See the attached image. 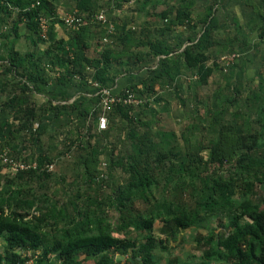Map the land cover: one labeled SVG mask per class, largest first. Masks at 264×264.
<instances>
[{
	"label": "trees",
	"instance_id": "trees-1",
	"mask_svg": "<svg viewBox=\"0 0 264 264\" xmlns=\"http://www.w3.org/2000/svg\"><path fill=\"white\" fill-rule=\"evenodd\" d=\"M107 1L72 0L67 13L80 23L70 26L62 20L63 14H57L58 0H0V93L4 96L0 117L6 116L0 122V239L4 243L0 264H23L28 256L22 257L20 251H29L33 264H158L159 245L169 251L165 239L176 240L183 230L201 226L207 227L205 235L191 233L199 254L180 264H264V199L255 204L247 189L236 186L238 179L264 186V73H258L257 86L245 97L240 98L235 87L230 93L234 100L215 98L216 108L227 101L222 113L239 99L246 107L241 121L215 112L208 123L217 136L206 147L207 161L226 166L228 174L202 171L200 150L198 155L183 151L175 133L153 130L156 110L151 101L177 94L188 70H194L190 79L195 80L186 89L208 83L214 67L207 62L216 57L212 32L218 0H211L197 19L191 10L194 0H162L166 5L158 12L152 8L161 0ZM130 1L138 12L153 18L137 26L131 25L137 21L135 10L130 16L112 15V7ZM148 4L151 7L146 9ZM99 12L104 22L97 19ZM259 22L258 36L264 40V15ZM92 24L99 28L95 34L89 28ZM181 25L201 28L197 37H187L189 43L183 48L182 41L171 43L165 37ZM153 28L159 38H150ZM20 39L22 50L17 46ZM134 46L146 49L134 50ZM124 65L131 66L127 69L131 80L114 92L120 97L132 92L139 103L116 101L105 112L101 95L89 80L112 89L117 75L126 71ZM138 65L137 72L132 71ZM144 66L147 74L136 79ZM50 83L78 87L81 98L69 101L74 92L64 91L39 101L36 95ZM102 113L107 116L105 129L97 126ZM71 118L76 119L78 131L73 136L62 129ZM51 126L56 128L49 138L62 144L54 156L72 150L68 167L73 180L68 184L62 171L59 176L49 167V151L55 147L41 136ZM4 151L30 166L7 173L9 163L1 158ZM100 156L106 163L102 172L97 168ZM156 221L161 222L164 239L154 231ZM213 221L231 229L216 233ZM168 262L178 264L174 257Z\"/></svg>",
	"mask_w": 264,
	"mask_h": 264
},
{
	"label": "rangeland",
	"instance_id": "rangeland-1",
	"mask_svg": "<svg viewBox=\"0 0 264 264\" xmlns=\"http://www.w3.org/2000/svg\"><path fill=\"white\" fill-rule=\"evenodd\" d=\"M141 1V0H138ZM103 2H108L107 0H103ZM132 1L130 2H124L119 8L112 7V15L114 16H123V15H131L132 12L131 10H135L134 15L137 21H133L132 24H135L138 26L140 22H143L148 19H152L153 16L149 15L144 16L142 11L138 12L137 8L135 9L132 6ZM152 4V1L150 2ZM166 4L162 3V0L155 4L154 9L152 10L158 12L161 11ZM72 4V0H58L55 8L57 10L58 15L65 14L69 12ZM101 6L103 9L107 12L109 8H107L106 4L102 3ZM146 9H149L151 7L150 4L146 6ZM106 8V9H105ZM130 9V10H129ZM108 15V13H107ZM136 22V23H134ZM90 31L92 34H95L99 28L98 26H95V24H92L89 26ZM157 30L153 28L150 30L149 35L151 36L150 38H156L158 33L156 32ZM155 40H152V42ZM96 42L93 40L91 43L93 44ZM134 50H145V46L141 47H133ZM125 57V56H124ZM126 58V57H125ZM151 58V57H150ZM247 58H251L248 61L238 63V70H244V74H234L232 71V81L231 84L227 81V88L221 87L219 90H217L216 85H218V81L222 82L223 81V75L221 74L220 70H217L215 74L212 76L210 79V84H205L203 86H197L194 84H191V87L189 89H186V83L184 82L185 80L182 81V87L179 89L177 94L174 93H169L168 97L162 99L161 101L154 102L153 100L151 101L152 106H154L156 110V115L153 117L154 120L153 122V130H163V131H171L175 133V139L179 143V148L182 149L183 151H188L191 153H196L197 150L199 151V155L201 156L202 160H200V170L205 171L210 170L214 171L216 174H220V176H226L228 174V171L224 168L225 167H218L216 163H211L207 161V149L206 147L210 145L211 139L215 138L217 136L216 130L212 129L208 123L210 119L214 116L215 112L219 114V116L226 117V118H234L237 117L238 121L242 120V115L240 114L241 112L245 111V104L243 103L242 99H239V101L235 102L232 101L230 104L226 105L225 112L222 113L221 107H224V104H226L227 101H224L221 104V107H215L214 102L215 98L220 99L224 97H231L232 99L235 97H232L230 93L234 88L236 87L239 90V97L243 98L246 96V94L250 91V89H253L254 87L257 86L258 84V73L263 72V67H264V56H247ZM253 60V61H252ZM155 63H153L151 66H153ZM235 65V66H237ZM131 67L130 65H124L123 69L126 70L120 74L117 75L116 82L114 88H112L113 91L118 92L120 91L122 87V83L127 84L129 83L130 76L127 74V69ZM139 67L135 66V68H132V71H136V68ZM147 67L144 66L138 73L140 78L144 77L145 74H147ZM222 69V68H221ZM146 70V71H145ZM223 70V69H222ZM191 76V75H190ZM120 80V81H119ZM194 83L195 79H191ZM187 82V81H186ZM190 82V80H189ZM120 86V88H117V85ZM219 86V85H218ZM65 88L64 86H61V88ZM66 89V88H65ZM69 91L74 92V95L76 96V99L81 98V92L82 90L79 89L78 87L71 86V88L68 89ZM158 90V89H157ZM183 100V102L181 101ZM40 100V99H38ZM234 100V99H233ZM166 101L165 107H162L164 105V102ZM139 109L140 108H135ZM236 110L238 113H236ZM243 110V111H242ZM225 113V114H224ZM251 115V114H250ZM253 115V114H252ZM251 115V117H252ZM4 114L1 115L3 117ZM148 117H150V114H147ZM145 116V118H147ZM144 117V116H143ZM70 120V121H69ZM67 122V126L63 127L62 129L64 130H70V136H73L78 133V131L75 129L76 127V119L71 118ZM72 120V121H71ZM254 126L255 123L253 122ZM107 127V126H106ZM54 128L51 126L50 128L47 127L48 129V134H44L43 138L45 140L44 143H51L53 144L52 150L49 151L50 156L52 157V164H50V170L51 172H57V174H60L58 171H62L65 175V184H68V182H72L73 177L72 174H70V167H68V160L70 158L71 152H66L64 155L58 157L54 156L60 148H62V144L59 141H56V139H50L49 134L50 130H54ZM82 130V129H80ZM85 131V130H84ZM73 134V135H72ZM63 136V135H62ZM110 146L113 145L112 141H108ZM123 144V143H122ZM118 146L120 147V145ZM51 148V147H50ZM197 153L195 155H198ZM23 154L20 153L18 157H22ZM101 161L98 164L97 168L99 170L105 171L106 170V163L104 162L103 156H100ZM16 162H21L20 160H17ZM7 173L13 174L15 172V169L11 166L7 167L5 169ZM58 176V175H57ZM61 176V174L59 175ZM58 176V177H59ZM58 177H53L52 181L58 183ZM100 177V176H99ZM121 181V180H120ZM238 187H241L242 190L247 189L248 190V195H250V200L253 203H257L260 201V199H264V186L261 188L259 184L256 181H249V180H237V185ZM187 191L184 192V197H186ZM238 193L236 192V196ZM112 219L115 220L114 215H112ZM161 226V222L156 221L154 224V231L156 235L162 239L165 238L163 234L159 232V228ZM211 226L215 227V232H223V231H229L231 227H228V229H223L220 226H216V222L213 221L211 223ZM192 234L195 233H201L205 235L207 233V227L201 226L199 228H196L195 230L191 229H186L183 230L175 240L174 238H169L165 239L163 242V245H166L168 248V252H165L159 245V247L155 250V253L157 255L158 259V264H169L168 260L169 258H175L178 261V264L181 263V261H184L188 259L191 254L198 255L199 251L197 247L195 246V242L192 240ZM3 241L0 239V252L3 250ZM23 256H29L30 252L29 251H20ZM119 257V255H117ZM82 257V256H80ZM126 255L120 257L121 260L123 261L125 259ZM177 264V263H176Z\"/></svg>",
	"mask_w": 264,
	"mask_h": 264
},
{
	"label": "crops",
	"instance_id": "crops-1",
	"mask_svg": "<svg viewBox=\"0 0 264 264\" xmlns=\"http://www.w3.org/2000/svg\"><path fill=\"white\" fill-rule=\"evenodd\" d=\"M210 2L211 0H194L191 6L192 13L195 15L193 17L196 19L200 17ZM215 7L217 23L212 32V40H214L212 51L216 57L214 58V56L211 55L212 57L208 60L207 64L214 67V71L208 79V84H210V79L217 70H220L223 75V81H218L219 86L216 85L217 90H219L220 86L224 87L227 85V81L231 84L232 71L234 74H244V70H238L237 68L239 62L243 64V62L251 59H248L247 56H264V40L258 36L259 21L261 15H264V0H218V2L215 3ZM147 27L150 28L151 26L148 25L146 28ZM200 32L201 28L199 30V26L196 29H188L181 25L173 27L171 32L167 33L165 37L171 43L182 41L183 48L189 43L187 40L188 36L196 35L197 37ZM159 37V35L156 36V38ZM23 44V39H20L17 44L19 50L24 48ZM231 53L236 54V56L228 64H225L223 56ZM183 68H185V66ZM193 71V69L188 70L186 74L183 75L184 80L187 78L184 81L186 87L188 86L189 80H191L190 75H193ZM136 76V79L140 78L138 74ZM125 85L126 84L122 83V87ZM65 88L50 83L48 86L43 87V93H39L36 96L40 99L39 101H44L47 100L50 95H59L64 91H69L68 89L71 88V85ZM117 88H120V86L117 85ZM3 98L4 96L0 93V99ZM74 98H76V96L72 95L69 101ZM4 117L6 118V116L0 117V122L4 120Z\"/></svg>",
	"mask_w": 264,
	"mask_h": 264
},
{
	"label": "built area",
	"instance_id": "built-area-1",
	"mask_svg": "<svg viewBox=\"0 0 264 264\" xmlns=\"http://www.w3.org/2000/svg\"><path fill=\"white\" fill-rule=\"evenodd\" d=\"M62 20L64 21V23L66 25H70L73 26L76 23H80V19L78 17H76L75 15H73L72 13H65L63 14ZM96 17L98 20L100 21H105V16L102 12H99L98 14H96ZM40 27H41V33L43 36L46 35V23H45V19H41L40 20ZM236 56V54H229V55H225L223 56V59L225 61V64H228L230 61L233 60V58ZM89 82L92 83V85L95 87L96 89V94H100L101 95V105L102 108L105 112H107L111 106L116 102V101H122L124 104H137L139 103V99H137L134 96V93L132 92H127V94L123 97L118 96L112 89L110 88H106V87H101L99 85L98 82L96 81H92L89 80ZM97 126L99 129H105L107 126V116L105 113H102L101 115H99L98 117V121H97ZM6 150V149H5ZM1 158L3 162H7L9 163V166L13 167L15 169V171L19 168H27L30 165L26 164L24 162H16V160H14L13 158L9 157L6 154V151L1 153ZM32 166H36V163L33 162ZM51 165H49L50 167ZM23 264H33V258L31 257V255H29L23 262Z\"/></svg>",
	"mask_w": 264,
	"mask_h": 264
}]
</instances>
